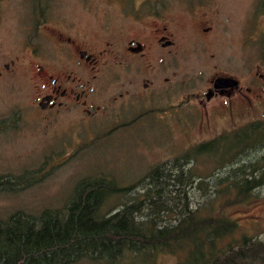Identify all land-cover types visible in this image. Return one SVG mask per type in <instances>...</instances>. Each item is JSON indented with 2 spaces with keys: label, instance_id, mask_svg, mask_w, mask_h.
<instances>
[{
  "label": "rangeland",
  "instance_id": "374dc122",
  "mask_svg": "<svg viewBox=\"0 0 264 264\" xmlns=\"http://www.w3.org/2000/svg\"><path fill=\"white\" fill-rule=\"evenodd\" d=\"M257 2L0 0V119L7 118L0 124V173L40 168L42 177L13 194L0 192V215L60 205L87 174L135 183L151 165L264 118V12L256 11ZM161 34L173 45L163 47ZM55 37H74L104 53L91 67L66 58ZM129 39L146 44L143 57L132 60L130 70L112 66L113 48L125 56ZM161 54L169 59L165 65ZM52 58L47 72L83 90L92 114L74 101L68 107L39 106L47 81L35 62ZM151 74L157 78L144 87ZM218 75L236 77L238 86L206 97ZM138 93H147L146 99L137 100ZM213 166L211 160L197 162L202 176ZM226 209L250 233L264 237V197ZM174 262L173 254L161 253L151 264Z\"/></svg>",
  "mask_w": 264,
  "mask_h": 264
},
{
  "label": "trees",
  "instance_id": "16d2710c",
  "mask_svg": "<svg viewBox=\"0 0 264 264\" xmlns=\"http://www.w3.org/2000/svg\"><path fill=\"white\" fill-rule=\"evenodd\" d=\"M257 5L264 12V0ZM199 158L213 161L208 175ZM40 178V168L0 173V192ZM263 189L261 118L151 165L135 183L87 174L60 205L0 215V264H151L161 253L174 264H264V237L226 209L262 199Z\"/></svg>",
  "mask_w": 264,
  "mask_h": 264
},
{
  "label": "flooded vegetation",
  "instance_id": "af4514ba",
  "mask_svg": "<svg viewBox=\"0 0 264 264\" xmlns=\"http://www.w3.org/2000/svg\"><path fill=\"white\" fill-rule=\"evenodd\" d=\"M209 28V25L207 27H204L203 29L206 31ZM158 40H160L163 47H170L173 45L174 41L167 36L166 34H161L158 36ZM121 37H113L115 40H119ZM56 43L59 46V49L61 50L62 54L69 59H73L75 61H81L85 65L94 67L96 63L99 60V56H101L104 53L103 49H100L97 53H94L93 51L88 50L86 47L82 46L78 40L74 37H55ZM38 48V47H34ZM146 48V44L140 40V39H129L127 40L126 46H125V56L121 57L119 55V51L115 48H113L114 54L111 57L112 60V66H121L125 65L128 70L132 69L133 67L130 65V62L136 58L143 57L144 49ZM38 50V49H37ZM37 50H34L36 52ZM44 54V51H40ZM122 58V59H121ZM123 59L127 60L129 63H126ZM162 65H165L169 62V59L164 54H161L159 57ZM11 63H14V59H10ZM49 62H55L54 58L52 59H45L43 62H35V70L38 74V76L41 79H46L47 81V90H45L44 93H42L39 96L38 104L40 107H49L51 108H58V107H68L72 104L74 101L75 105L83 106V110L86 111L88 114H92L93 110H91L90 107L86 105V100L82 99V96L84 95L83 90L77 91L75 90L71 84H63L61 82L60 76L54 75L53 73L47 72L48 63ZM8 66V63L5 64V67ZM75 68V67H73ZM80 69H86L85 67ZM69 76V75H68ZM225 76L230 77L237 81L234 85H227L222 87H214V81L216 78ZM157 78V74H151V77L145 78V81L143 83L144 87H149V85H152L154 83V80ZM165 80L168 79V76H165ZM239 80L231 75H218L214 77L212 80V87L213 89H209L207 92L206 97H211L219 94H230L231 91L238 86ZM246 89H249L247 86ZM147 93H138L136 95V99L139 101H142L146 99ZM70 98V99H67ZM158 98H163V93L158 94ZM68 103V104H67ZM99 108V106H97Z\"/></svg>",
  "mask_w": 264,
  "mask_h": 264
},
{
  "label": "water",
  "instance_id": "95a60500",
  "mask_svg": "<svg viewBox=\"0 0 264 264\" xmlns=\"http://www.w3.org/2000/svg\"><path fill=\"white\" fill-rule=\"evenodd\" d=\"M236 83L237 81L230 77L221 76V77L216 78V80L214 81V87L234 85Z\"/></svg>",
  "mask_w": 264,
  "mask_h": 264
}]
</instances>
